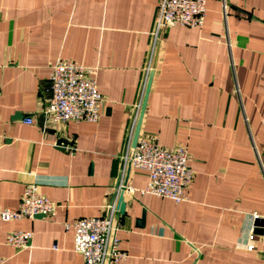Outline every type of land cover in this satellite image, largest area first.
Here are the masks:
<instances>
[{"label":"crops","instance_id":"crops-1","mask_svg":"<svg viewBox=\"0 0 264 264\" xmlns=\"http://www.w3.org/2000/svg\"><path fill=\"white\" fill-rule=\"evenodd\" d=\"M159 2L0 0V210L30 183L58 205L53 217L0 218V264H83L69 225L103 216L118 185V264H264L253 224L264 219V0H206L200 26L160 34L140 132L187 150L185 199L141 194L147 173L121 172ZM60 59L96 68V122L42 115ZM12 230L31 231L29 246L6 243Z\"/></svg>","mask_w":264,"mask_h":264},{"label":"built area","instance_id":"built-area-1","mask_svg":"<svg viewBox=\"0 0 264 264\" xmlns=\"http://www.w3.org/2000/svg\"><path fill=\"white\" fill-rule=\"evenodd\" d=\"M225 9V0H221ZM206 0H160L150 32V44L146 64L143 69L138 99L130 117L124 149L121 154V172L129 165L147 173V184L141 194L169 198L175 202L185 199V190L193 179V171L188 165V152L182 147L167 148L158 144L156 137L139 132L135 146H132L134 129L141 110L142 100L160 34L177 24L187 27L200 26L205 18ZM96 68L85 67L74 60L60 59L52 67L48 77L49 95L42 115L53 123L69 121L96 122L99 119V106L103 96L97 89ZM27 123L32 118H26ZM118 188L119 187L118 185ZM58 205L39 192L34 183L25 186L21 201L16 208L0 210L3 221H16L23 218L53 217ZM117 198L105 207L103 216L78 218L69 226L73 229V249L82 257L83 264H118L127 257L120 246L118 235L121 224L118 220ZM254 219L257 218L253 215ZM66 225V227H69ZM32 232L12 230L6 235V243L16 249L29 246ZM253 231L247 235L245 248L253 250L250 242Z\"/></svg>","mask_w":264,"mask_h":264},{"label":"water","instance_id":"water-1","mask_svg":"<svg viewBox=\"0 0 264 264\" xmlns=\"http://www.w3.org/2000/svg\"><path fill=\"white\" fill-rule=\"evenodd\" d=\"M157 51H158V46L154 55V59H153V63H152V70L149 73L148 76V80H147V84H146V88H145V93H144V97L142 100V105H141V110L139 113V117L134 129V133H133V137H132V146L134 147L140 132V127H141V122H142V116L146 107V102H147V97H148V93L150 90V86H151V82H152V77H153V72H154V66H155V62H156V56H157ZM56 145L62 148H65L68 145V142L66 141V139L64 138H58L56 141ZM118 187V186H117ZM124 186L120 188L119 194L117 196V205H118V211L120 214L124 213V208H125V201H124ZM40 217V215L38 216ZM254 226H255V232H261V227L264 225V219L262 218H255L254 222H253Z\"/></svg>","mask_w":264,"mask_h":264}]
</instances>
